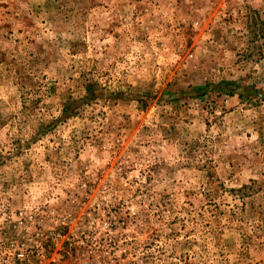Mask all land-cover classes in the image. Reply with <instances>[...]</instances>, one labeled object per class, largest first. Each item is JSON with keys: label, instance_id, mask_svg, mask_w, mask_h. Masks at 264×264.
<instances>
[{"label": "rangeland", "instance_id": "374dc122", "mask_svg": "<svg viewBox=\"0 0 264 264\" xmlns=\"http://www.w3.org/2000/svg\"><path fill=\"white\" fill-rule=\"evenodd\" d=\"M0 226L56 264H264V0H0Z\"/></svg>", "mask_w": 264, "mask_h": 264}, {"label": "built area", "instance_id": "2783aa9c", "mask_svg": "<svg viewBox=\"0 0 264 264\" xmlns=\"http://www.w3.org/2000/svg\"><path fill=\"white\" fill-rule=\"evenodd\" d=\"M21 230L15 232L12 228L0 226V264H56L53 257L47 259L45 249L36 238L26 240ZM74 245L84 249V234L76 236Z\"/></svg>", "mask_w": 264, "mask_h": 264}]
</instances>
